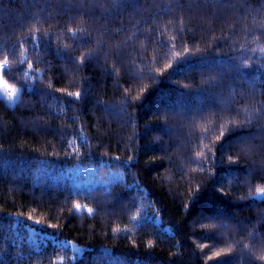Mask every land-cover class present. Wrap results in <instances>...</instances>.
Listing matches in <instances>:
<instances>
[{"label":"trees","instance_id":"trees-1","mask_svg":"<svg viewBox=\"0 0 264 264\" xmlns=\"http://www.w3.org/2000/svg\"><path fill=\"white\" fill-rule=\"evenodd\" d=\"M0 76V264H264V0H0Z\"/></svg>","mask_w":264,"mask_h":264},{"label":"rangeland","instance_id":"rangeland-1","mask_svg":"<svg viewBox=\"0 0 264 264\" xmlns=\"http://www.w3.org/2000/svg\"><path fill=\"white\" fill-rule=\"evenodd\" d=\"M5 83L2 81L0 76V93L5 96V98L13 105L17 100V90L8 86L5 89ZM11 91V95H9ZM76 172L74 174V179L79 185L86 187H91L92 185L103 184L106 185L111 180H116L122 178L121 173L111 169L107 165H86V166H75ZM260 193L257 191L256 195ZM66 243V242H65ZM72 249L78 253H81V247L74 242H68Z\"/></svg>","mask_w":264,"mask_h":264},{"label":"snow or ice","instance_id":"snow-or-ice-1","mask_svg":"<svg viewBox=\"0 0 264 264\" xmlns=\"http://www.w3.org/2000/svg\"><path fill=\"white\" fill-rule=\"evenodd\" d=\"M29 67H31V64L29 65ZM5 89L7 90L8 89V85L5 83ZM12 93H11V91H9V95H11ZM68 95H70V96H72V95H75V96H79L80 95V93H68ZM222 135H223V133H222ZM257 191L259 192V193H264V188H259V189H257ZM74 208L76 209V210H79L80 208H81V205H79V204H75L74 205ZM88 211L89 212H91L92 210L91 209H88ZM29 219H31V217H29ZM37 223H38V221H37ZM215 255L216 256H220V253L219 252H217V253H215Z\"/></svg>","mask_w":264,"mask_h":264},{"label":"bare ground","instance_id":"bare-ground-1","mask_svg":"<svg viewBox=\"0 0 264 264\" xmlns=\"http://www.w3.org/2000/svg\"><path fill=\"white\" fill-rule=\"evenodd\" d=\"M247 128H248V126H247ZM249 128H250V127H249ZM249 128H248V129H249ZM251 128H252V127H251ZM251 128H250V129H251ZM248 129H246L245 131L247 132ZM250 129H249V130H250ZM216 131L218 132V129H217ZM229 134H230V133H229ZM224 138H225V137H224ZM261 145H262V144H261Z\"/></svg>","mask_w":264,"mask_h":264}]
</instances>
